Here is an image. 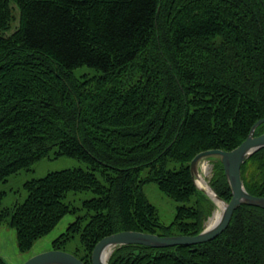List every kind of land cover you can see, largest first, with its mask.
<instances>
[{
    "label": "trees",
    "instance_id": "obj_1",
    "mask_svg": "<svg viewBox=\"0 0 264 264\" xmlns=\"http://www.w3.org/2000/svg\"><path fill=\"white\" fill-rule=\"evenodd\" d=\"M15 8L19 28L5 36ZM261 119L264 0H0V227L16 231L21 253L70 214L51 250L76 244L84 264L118 233L200 234L214 207L191 162L236 149ZM61 157L86 168L27 181L25 201L3 207L12 176ZM212 162L210 186L229 203ZM241 176L264 197V149ZM149 184L179 204L171 224L160 222ZM72 193L93 197L76 207ZM108 264H264V210L241 206L209 243L121 247Z\"/></svg>",
    "mask_w": 264,
    "mask_h": 264
},
{
    "label": "water",
    "instance_id": "obj_2",
    "mask_svg": "<svg viewBox=\"0 0 264 264\" xmlns=\"http://www.w3.org/2000/svg\"><path fill=\"white\" fill-rule=\"evenodd\" d=\"M263 124L264 119L258 121L252 127L249 137L236 149L232 151H206L197 155L190 164L191 173L198 191L203 193L214 204L215 202L207 190L198 185L197 179L199 177L201 179L200 165L207 160H218L223 166L225 177L232 192V199L229 203L222 200L206 180L202 181L201 179L202 185L205 184L216 198L225 204L222 217L214 226L205 228L200 234L195 236L160 237L158 235L138 232H122L111 235L96 245L92 254V264H108V261H104L103 259L104 254L108 250H111L112 255L114 251L121 247L143 246L152 249H167L180 246L192 247L209 243L217 239L229 227L234 213L241 206L246 205L264 210V197H256L249 194L241 176L242 166L252 156L264 149V134L255 136L256 130ZM24 264L84 263L73 254L52 250L36 255Z\"/></svg>",
    "mask_w": 264,
    "mask_h": 264
},
{
    "label": "rangeland",
    "instance_id": "obj_3",
    "mask_svg": "<svg viewBox=\"0 0 264 264\" xmlns=\"http://www.w3.org/2000/svg\"><path fill=\"white\" fill-rule=\"evenodd\" d=\"M19 19L20 13L15 8V21L10 33H5V36L12 35L19 28ZM206 163L210 170L207 175H205V180L210 184V180L213 174V162L212 160H207ZM76 168H86V165L71 158L61 157L58 159H44L38 164L34 165L28 171H22L18 175L12 176L9 179V183L5 186L1 187V190L7 193L4 201L3 207H13L15 204H22L27 198V193L24 190V184L27 181L33 179H40L45 177L46 175L58 172L62 170L68 169H76ZM198 185L202 186L201 179H197ZM145 194L151 201L153 205L158 208L160 222L164 225H169L173 222L176 215V208L178 207V203L172 201L163 195L157 188L155 184H149L144 188ZM93 195L91 193H82V194H70L67 201L71 203L73 206L81 207L83 201L92 198ZM211 201V200H210ZM212 202V201H211ZM214 210L212 212L211 217L205 223V228L208 227L209 222L214 216V212L216 210V205L212 202ZM76 219L74 215L65 216L60 223L56 226V228L50 232L48 235L40 239L34 247L26 253H21L18 249L16 231L9 227L8 225H3L0 227V257L7 262V264H24L29 259L39 255L41 253L52 251V242L58 238L61 234H63L67 227L73 223ZM75 245H70L66 248L68 253H73L75 249Z\"/></svg>",
    "mask_w": 264,
    "mask_h": 264
},
{
    "label": "bare ground",
    "instance_id": "obj_4",
    "mask_svg": "<svg viewBox=\"0 0 264 264\" xmlns=\"http://www.w3.org/2000/svg\"><path fill=\"white\" fill-rule=\"evenodd\" d=\"M209 170H210V167L206 163H202L200 165V175H201L202 181L205 180V175L208 174ZM203 188L207 190V192L213 198V200L215 202V205H216V210L214 212V216H213V218L211 219V221L208 224V227H212L221 219L223 211H224V208H225V204L223 202L219 201L216 198V196L211 192V190L208 189V187H206L205 184H203ZM110 255H111V250H108L104 254V257H103L104 261H108Z\"/></svg>",
    "mask_w": 264,
    "mask_h": 264
}]
</instances>
